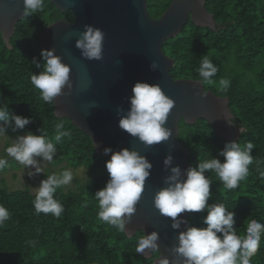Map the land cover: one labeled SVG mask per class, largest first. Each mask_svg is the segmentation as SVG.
Segmentation results:
<instances>
[{"label": "trees", "instance_id": "16d2710c", "mask_svg": "<svg viewBox=\"0 0 264 264\" xmlns=\"http://www.w3.org/2000/svg\"><path fill=\"white\" fill-rule=\"evenodd\" d=\"M173 0H148L152 18H160ZM207 10L213 14L215 29L197 26L189 21L182 33L163 46L167 56L175 61L171 68L174 79L200 81L197 69L205 55L219 68L213 85L204 84L220 97H227L240 137L226 140L209 123L180 122L179 140L187 148L192 167L208 158H219L229 142L244 146L254 144L253 164L249 175L239 186L229 190L214 172L210 176L211 198L208 203H223L235 212L238 235L246 232V221L256 219L264 224V178L257 171V163L264 170V0H207ZM72 21L71 12H61L44 0L43 9L26 16L17 25L10 45L0 32V103H9V115L16 114L32 120L23 130L10 134L32 132L41 135L43 129L53 138L63 160L72 168L85 167L90 180L76 191L57 189L56 199L64 207L57 218L52 214L37 215L33 205L36 193L30 190H0V204L10 212V219L0 227V264H154L160 256L151 258L136 253L138 231L132 237L98 219L99 206L95 193L109 180L106 162L111 158L100 156L91 137L78 129L68 118L55 115V104L45 103L38 89L31 83V74L43 71L41 36L55 21ZM37 28L41 31L36 32ZM36 58L41 67L31 63ZM221 78L230 79V87L222 90ZM63 122L71 137L54 140V126ZM203 213H189L190 226L207 227ZM35 240V247L27 241ZM251 264H264V234L260 247L251 258Z\"/></svg>", "mask_w": 264, "mask_h": 264}, {"label": "clouds", "instance_id": "9594fccd", "mask_svg": "<svg viewBox=\"0 0 264 264\" xmlns=\"http://www.w3.org/2000/svg\"><path fill=\"white\" fill-rule=\"evenodd\" d=\"M202 3L203 0H197ZM24 15L32 16L43 9L44 0H23ZM105 33L102 29L92 25H85L84 31L76 41V48L80 50L84 59L89 61H102L104 51ZM41 57L45 62L43 71L39 74H31L32 85L39 90L45 103H54L58 97L71 95L73 83L70 79L71 67L65 64L62 57L55 54V49L42 50ZM37 68L41 63L36 58L31 61ZM153 71L159 68L158 63L150 65ZM219 68L208 55L199 61L197 72L200 81L196 84L213 85L216 81L213 77ZM219 85L222 90L230 87L229 78H221ZM67 89V92L65 91ZM130 97V108L117 110L119 116V128L133 138H138L145 146L158 145L166 142L172 136V130L165 125L170 113L175 107V101L169 98L159 84L137 82ZM32 123L29 118L12 114L9 115V103H0V137H7V132L23 130ZM41 135L27 132L19 135L5 149L7 156L35 171H28V176L34 177L43 173L47 164L54 162L57 154L56 144L53 138H49L43 129H39ZM54 140L59 142L63 137H71V132L65 130L63 122L54 126ZM241 132L242 130L239 129ZM254 144L249 141L244 146L238 142L226 143L224 149L219 152L223 162L219 158H208L198 162L197 167H189L181 170L179 166L173 167V157L168 155L164 160L166 170L170 174L165 177L164 187L154 196V207L159 213L171 218V227L177 230L178 244L171 249L174 260L164 257L162 254L157 264H251V258L260 247L261 236L264 234V224L256 219L246 221V232L238 235L235 228V212L229 211L223 203L209 204L211 198L210 186L212 179L206 173L214 172L222 182L223 187L229 190L239 186L240 181L249 175V166L253 164L252 151ZM111 153V159L106 162L109 180L106 186L95 193L98 201V219L115 227L120 233L129 234L126 227L131 223L133 215L137 211V204L145 191L146 181L151 176L153 165L146 156L138 151L124 148L114 152L111 148H105L104 154ZM41 158V159H37ZM42 160V162H41ZM8 160L0 158V170L8 167ZM257 171L264 178V170L257 163ZM74 179L71 169L61 173L47 175V179L40 182L36 188V196L33 201L37 215L40 213L52 214L59 218L64 212L63 205L54 198L57 189L67 186ZM203 213L204 228L190 226L188 221L178 218L182 213ZM10 219V212L0 204V227ZM182 225L185 230H181ZM160 239L156 231L141 236L137 241L136 253L147 256L149 252H158ZM27 243L35 247L36 241Z\"/></svg>", "mask_w": 264, "mask_h": 264}, {"label": "water", "instance_id": "95a60500", "mask_svg": "<svg viewBox=\"0 0 264 264\" xmlns=\"http://www.w3.org/2000/svg\"><path fill=\"white\" fill-rule=\"evenodd\" d=\"M47 1L61 12H71L74 18L73 23L60 19L50 24L40 41L42 50L54 48L55 54L71 67L73 90L71 95L58 97L54 102L55 115L70 119L87 133L102 157L111 158V153L104 154L105 148H111L113 153L128 148L147 157L153 165L151 176L146 181L137 211L126 226L131 231L127 235L132 237L138 231L145 235L158 232V252L174 260L171 249L178 244L179 232L172 229L171 218L162 216L153 201L155 193L167 187L164 179L170 171L163 162L168 155L174 158L173 167L179 166L182 171L192 167L191 153L179 140L180 122L184 120L191 125L205 120L226 140L235 141L242 133L233 122L229 99L206 90L202 83L196 84L198 80L174 79L171 68L175 61L163 51L164 44L177 38L189 21L215 29L216 22L207 10V0L202 3L173 0L160 18L151 17L148 0ZM25 17L23 0H0V32L7 45ZM85 25L102 29L106 34L102 61L84 59L75 46ZM152 62L159 65L156 71L150 67ZM137 82L159 84L175 101L165 125L172 130L168 141L145 146L119 128L117 110L130 108L132 89ZM178 218L186 219L190 225L188 212ZM181 230H185L183 225ZM154 253L149 252L145 257L151 258Z\"/></svg>", "mask_w": 264, "mask_h": 264}, {"label": "rangeland", "instance_id": "374dc122", "mask_svg": "<svg viewBox=\"0 0 264 264\" xmlns=\"http://www.w3.org/2000/svg\"><path fill=\"white\" fill-rule=\"evenodd\" d=\"M36 32H40L41 29L37 28ZM7 137H0V158L8 160L9 166L3 170H0V190L16 191V190H30L32 193H36V188L40 186L42 180L47 179V175L53 173H61L66 169H71L73 172L74 179L70 185L62 186L64 191H76L80 186L90 180V175L85 167L72 168L65 160L61 157L57 150L56 156H54V162L49 163L45 166L43 173H40L34 177L28 176V171H35L32 168H26L24 165L15 161L10 156H7L5 149L14 142V140L21 134H10L7 132ZM41 159V158H37ZM42 162V160H41Z\"/></svg>", "mask_w": 264, "mask_h": 264}, {"label": "flooded vegetation", "instance_id": "af4514ba", "mask_svg": "<svg viewBox=\"0 0 264 264\" xmlns=\"http://www.w3.org/2000/svg\"><path fill=\"white\" fill-rule=\"evenodd\" d=\"M73 21H74V19L72 21H69V22L73 23Z\"/></svg>", "mask_w": 264, "mask_h": 264}]
</instances>
